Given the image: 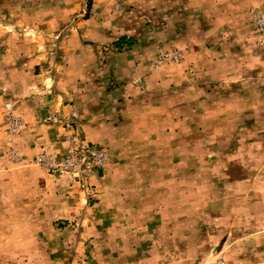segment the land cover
<instances>
[{"label": "rangeland", "instance_id": "rangeland-1", "mask_svg": "<svg viewBox=\"0 0 264 264\" xmlns=\"http://www.w3.org/2000/svg\"><path fill=\"white\" fill-rule=\"evenodd\" d=\"M72 137L89 178L37 163ZM0 264H264V0H0Z\"/></svg>", "mask_w": 264, "mask_h": 264}, {"label": "crops", "instance_id": "crops-1", "mask_svg": "<svg viewBox=\"0 0 264 264\" xmlns=\"http://www.w3.org/2000/svg\"><path fill=\"white\" fill-rule=\"evenodd\" d=\"M60 103L59 98L49 96L47 97H41L37 93L35 96H32L28 99L25 98H18V105H17V111L19 114H21L24 118V131L25 133L21 132V135H26L25 138L30 142V147L32 149L25 150L28 155H32L33 153H36L43 149L42 146H45L49 150H53L54 148H57L58 139L63 132L60 131V127L51 125L45 122V116L55 111L57 108V104ZM60 109L65 110L69 108V105H66L61 103L59 105ZM23 130V129H22ZM20 135V137H22ZM35 145V147H34ZM34 188L33 190H35ZM37 190V189H36ZM37 194L39 197L46 198V196H49L51 194V191L48 189V184L43 187L39 185V190H37ZM92 211L85 210L81 213L75 214L67 208V209H54L51 212H48L46 216H52L53 221L58 220L61 217H79L81 220L85 218H95V214L91 213ZM54 227V224H44V226H39L36 230L32 228L30 231H37L40 232L42 229L47 228L48 226ZM97 226V225H96ZM44 227V228H43Z\"/></svg>", "mask_w": 264, "mask_h": 264}, {"label": "built area", "instance_id": "built-area-1", "mask_svg": "<svg viewBox=\"0 0 264 264\" xmlns=\"http://www.w3.org/2000/svg\"><path fill=\"white\" fill-rule=\"evenodd\" d=\"M18 120L13 121V128H17ZM108 154L105 150L96 146H86L85 141L68 140V147L62 158L42 154L37 157V163L48 170H56L62 174H68L72 180L89 178L104 167L108 161Z\"/></svg>", "mask_w": 264, "mask_h": 264}, {"label": "trees", "instance_id": "trees-1", "mask_svg": "<svg viewBox=\"0 0 264 264\" xmlns=\"http://www.w3.org/2000/svg\"><path fill=\"white\" fill-rule=\"evenodd\" d=\"M122 39H123V38H121L120 42H122ZM117 43H119V42H117Z\"/></svg>", "mask_w": 264, "mask_h": 264}]
</instances>
